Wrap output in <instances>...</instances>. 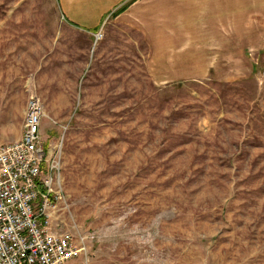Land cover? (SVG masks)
<instances>
[{"label":"rangeland","instance_id":"obj_1","mask_svg":"<svg viewBox=\"0 0 264 264\" xmlns=\"http://www.w3.org/2000/svg\"><path fill=\"white\" fill-rule=\"evenodd\" d=\"M84 1L0 0V143L38 94L55 221L86 235L65 264H264V53L235 78L159 83L135 28L74 22Z\"/></svg>","mask_w":264,"mask_h":264},{"label":"crops","instance_id":"obj_2","mask_svg":"<svg viewBox=\"0 0 264 264\" xmlns=\"http://www.w3.org/2000/svg\"><path fill=\"white\" fill-rule=\"evenodd\" d=\"M79 6L94 12L72 17L76 23L103 25L110 15L135 28L159 83L210 73L228 80L253 72L254 57L264 53V0H85Z\"/></svg>","mask_w":264,"mask_h":264},{"label":"built area","instance_id":"obj_3","mask_svg":"<svg viewBox=\"0 0 264 264\" xmlns=\"http://www.w3.org/2000/svg\"><path fill=\"white\" fill-rule=\"evenodd\" d=\"M42 98L30 92L22 135L0 143V264H65L84 249L55 221L63 198L62 155L41 137Z\"/></svg>","mask_w":264,"mask_h":264},{"label":"trees","instance_id":"obj_4","mask_svg":"<svg viewBox=\"0 0 264 264\" xmlns=\"http://www.w3.org/2000/svg\"><path fill=\"white\" fill-rule=\"evenodd\" d=\"M124 8H126V7H123V8H121V10H122V9L124 10ZM121 10H120V11H121ZM45 145L47 146V145H48V143H47V142H45Z\"/></svg>","mask_w":264,"mask_h":264}]
</instances>
